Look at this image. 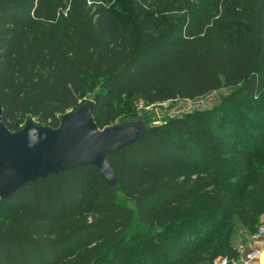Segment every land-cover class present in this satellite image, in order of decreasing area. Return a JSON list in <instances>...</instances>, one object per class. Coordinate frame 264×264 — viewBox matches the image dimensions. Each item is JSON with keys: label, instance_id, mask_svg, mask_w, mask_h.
<instances>
[{"label": "trees", "instance_id": "trees-1", "mask_svg": "<svg viewBox=\"0 0 264 264\" xmlns=\"http://www.w3.org/2000/svg\"><path fill=\"white\" fill-rule=\"evenodd\" d=\"M222 90L110 154L115 189L88 164L0 199V264H231L264 216V0H0L11 132L87 99L103 130Z\"/></svg>", "mask_w": 264, "mask_h": 264}, {"label": "water", "instance_id": "water-1", "mask_svg": "<svg viewBox=\"0 0 264 264\" xmlns=\"http://www.w3.org/2000/svg\"><path fill=\"white\" fill-rule=\"evenodd\" d=\"M94 106L92 100L65 114L57 129L27 119L20 130L11 132L0 100V199L6 200L28 183L88 164L115 189L117 178L107 157L141 140L147 125L140 118L100 130Z\"/></svg>", "mask_w": 264, "mask_h": 264}, {"label": "rangeland", "instance_id": "rangeland-1", "mask_svg": "<svg viewBox=\"0 0 264 264\" xmlns=\"http://www.w3.org/2000/svg\"><path fill=\"white\" fill-rule=\"evenodd\" d=\"M227 95H228V92L226 90H222L200 101H195V102L174 101V102H168V103H163V104H156L154 106H151V108H149L148 110H146L147 112H149L148 117L145 118L146 116L144 114L145 112L138 110L137 111L138 113L129 120L134 121V120L143 118V120L145 121L147 125V128L153 127V126H160L166 123V121L170 119L181 117L197 109L202 110V111L210 110L214 102H219L220 98H223ZM92 100L93 99H87L85 103L92 101ZM33 122L35 121L33 120ZM248 234L249 233H247L245 229L240 228L239 230H237L234 241H233V245L236 249H238V247L244 246L243 244H245V242L249 238Z\"/></svg>", "mask_w": 264, "mask_h": 264}, {"label": "crops", "instance_id": "crops-1", "mask_svg": "<svg viewBox=\"0 0 264 264\" xmlns=\"http://www.w3.org/2000/svg\"><path fill=\"white\" fill-rule=\"evenodd\" d=\"M264 220V216H263ZM243 247H238L239 257L237 260L231 261V264H245L244 258L245 254L253 252L255 250L259 251L260 254L253 261L248 264H264V239L256 238L255 236L248 238ZM242 252V253H241Z\"/></svg>", "mask_w": 264, "mask_h": 264}, {"label": "built area", "instance_id": "built-area-1", "mask_svg": "<svg viewBox=\"0 0 264 264\" xmlns=\"http://www.w3.org/2000/svg\"><path fill=\"white\" fill-rule=\"evenodd\" d=\"M149 108H151V107H145L144 104H140V106H139V110H148ZM255 237L264 239V220H262L261 224L258 226V229H257V232L255 234ZM259 254H260V252L257 251V250L245 254L244 263L248 264L249 262H251L255 258H257ZM217 264H230V260H229V258L224 257V258H221L217 262Z\"/></svg>", "mask_w": 264, "mask_h": 264}]
</instances>
